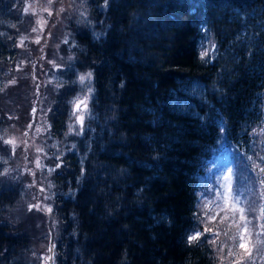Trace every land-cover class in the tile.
<instances>
[{
  "label": "trees",
  "instance_id": "1",
  "mask_svg": "<svg viewBox=\"0 0 264 264\" xmlns=\"http://www.w3.org/2000/svg\"><path fill=\"white\" fill-rule=\"evenodd\" d=\"M25 2L0 0V167L10 150L2 132L28 130L43 86L40 45L24 36L34 23ZM87 9L60 37L64 74L45 100L58 141L49 154L60 166L59 224L49 229L53 241L58 228L56 263L264 264V0H87ZM204 25L217 46L211 60L201 53ZM87 73L83 133L69 134ZM223 138L238 153L240 189L259 179L252 257L242 238L233 250L231 208L220 223L214 208L202 209ZM35 211L19 182L0 189V264H34Z\"/></svg>",
  "mask_w": 264,
  "mask_h": 264
},
{
  "label": "rangeland",
  "instance_id": "2",
  "mask_svg": "<svg viewBox=\"0 0 264 264\" xmlns=\"http://www.w3.org/2000/svg\"><path fill=\"white\" fill-rule=\"evenodd\" d=\"M24 8L29 16H34V23L29 20L27 27H30V29L24 33V36L40 45V53L43 54V58L41 59L40 69L36 71L35 75L40 78L43 86L39 87L40 100L37 98L36 101L38 102L34 103H37L36 109H34V121L32 122L34 124L31 123L28 130H25L27 126L19 125V123L13 124L11 129L2 132L4 143L8 144L10 150L2 156L5 163L0 167V189L4 188L5 185L11 187L16 182L24 186L29 211L36 210L35 213L42 217H37L41 227L38 223L33 224L31 221L28 224L32 230L30 237L33 239L34 245L31 259L34 264L35 262L49 264L47 260L51 240L49 229L52 225L59 224V220L54 216L56 188L52 181V175L60 169V166H58L56 156L49 154L51 147L56 146L58 141L57 139H51V125L48 121L51 105L45 104V100L54 97L64 74L62 60L56 57L62 40L60 37L66 32V25L70 19H81L87 16L88 9L87 0H27ZM202 31L201 53L205 59L211 60L216 54L217 46L210 39L208 27L204 25ZM36 58H38L37 55L34 59ZM66 60H68V57L64 56L63 63ZM90 79L91 75L89 73L80 74L79 81L83 85V89L78 94L79 97L72 101L69 134L83 133L81 127L84 126L87 111L82 108L90 101L93 91ZM32 82L34 87L36 81L33 79ZM7 88L8 86L6 91L9 90ZM39 88L36 94H39ZM17 92L18 90L14 89L11 94L15 95ZM8 102L13 103L14 100L10 98ZM20 109H23L21 104L13 109L15 115L16 113L19 114ZM27 118H31L30 113L27 114ZM80 123L83 125L79 127ZM260 133L262 134V131ZM220 148L215 161L210 162L209 165L208 181L212 179L213 183L207 185L204 190L206 200L202 209L205 207L214 208L215 211L211 209L210 213L216 212L220 218L218 219L220 223L226 216L223 209L231 208L233 210L232 221H235L236 225L235 228L230 227L233 250L239 251L242 249V244L240 241L238 244L236 239L242 238V243L249 250L246 254L252 257L253 253L250 252L259 247L257 243L260 236V226L255 221V219L258 220L260 215L255 217L252 212L258 200V195L254 194L255 189L259 187L257 181L259 179H252V181L246 183L245 189H240V182L236 184L237 176L240 177V175H237L236 169L238 164L231 158V155L237 157L238 153L235 150H230L228 142L224 138L220 141ZM259 189L261 190V187ZM262 213L264 212L262 211ZM54 233H58L57 227L53 230L56 253L58 238ZM40 237L41 239H39ZM52 264L58 263L53 260Z\"/></svg>",
  "mask_w": 264,
  "mask_h": 264
},
{
  "label": "water",
  "instance_id": "3",
  "mask_svg": "<svg viewBox=\"0 0 264 264\" xmlns=\"http://www.w3.org/2000/svg\"><path fill=\"white\" fill-rule=\"evenodd\" d=\"M54 254H55L54 244H53V241L51 239L50 243H49V255H48V258H47V260L49 261V264L53 263Z\"/></svg>",
  "mask_w": 264,
  "mask_h": 264
}]
</instances>
